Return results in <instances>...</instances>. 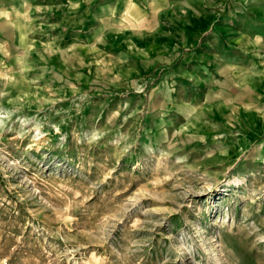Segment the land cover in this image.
I'll return each instance as SVG.
<instances>
[{"label":"rangeland","instance_id":"rangeland-1","mask_svg":"<svg viewBox=\"0 0 264 264\" xmlns=\"http://www.w3.org/2000/svg\"><path fill=\"white\" fill-rule=\"evenodd\" d=\"M79 3L0 37V264H264V132L232 121L264 0Z\"/></svg>","mask_w":264,"mask_h":264},{"label":"crops","instance_id":"crops-1","mask_svg":"<svg viewBox=\"0 0 264 264\" xmlns=\"http://www.w3.org/2000/svg\"><path fill=\"white\" fill-rule=\"evenodd\" d=\"M79 1L0 0V28H3V31H1L2 29L0 30V37L6 39V44L31 45V49L24 51L27 54H31L33 53L31 51H34L33 45L45 44V41L43 42L42 40L51 37L60 39L59 29L56 32L54 31L55 26H53V30L45 33V29L50 22L56 23V27L60 28L68 19L70 21L71 17H73L72 20L80 24L78 29L82 27L84 23L83 16H86L87 12L85 13L84 9H82ZM6 29L13 31H5ZM74 30H76L75 26ZM65 33L66 29L61 32V35ZM74 35L77 37L80 33H75ZM83 38L78 36L76 42L77 40L81 42ZM252 56L256 57L253 54ZM253 57L250 60L249 68L246 70L241 67H235V80L233 82L236 88V103H239L241 107L249 103L253 110L251 113L246 114H241L238 110H235L237 116L232 121L235 126L242 123L251 125L253 127V136L257 137V135H254V129L257 132L258 130H263L264 132V59L262 56L261 59ZM257 57L260 56L257 55ZM218 77L225 80L223 74L222 77L221 74H218ZM243 90L245 94H242Z\"/></svg>","mask_w":264,"mask_h":264},{"label":"bare ground","instance_id":"bare-ground-1","mask_svg":"<svg viewBox=\"0 0 264 264\" xmlns=\"http://www.w3.org/2000/svg\"><path fill=\"white\" fill-rule=\"evenodd\" d=\"M136 12V11H135Z\"/></svg>","mask_w":264,"mask_h":264}]
</instances>
